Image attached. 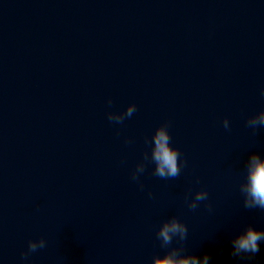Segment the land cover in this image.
Returning <instances> with one entry per match:
<instances>
[{
	"label": "water",
	"instance_id": "water-1",
	"mask_svg": "<svg viewBox=\"0 0 264 264\" xmlns=\"http://www.w3.org/2000/svg\"><path fill=\"white\" fill-rule=\"evenodd\" d=\"M262 117L264 0H0V264H264Z\"/></svg>",
	"mask_w": 264,
	"mask_h": 264
},
{
	"label": "clouds",
	"instance_id": "clouds-1",
	"mask_svg": "<svg viewBox=\"0 0 264 264\" xmlns=\"http://www.w3.org/2000/svg\"><path fill=\"white\" fill-rule=\"evenodd\" d=\"M127 115H131V110L128 111ZM261 123L264 124V117L261 118ZM225 127L227 126L225 125ZM168 140L169 137L164 131L161 130L156 133L154 159L158 162V170L156 174L162 178L176 177L179 175V170L176 163L177 152L168 147ZM248 190L255 202L264 208V162L257 161L255 163V167L250 173V186ZM202 198L203 197L200 195H197V199ZM171 230L176 231L177 225L173 224ZM162 234L164 239L168 240L169 237L167 226L163 230ZM261 239H264V236L252 228H249L245 235L240 236L235 241V244L238 249L256 253L259 251L257 241ZM32 250H35L34 246H32ZM205 260H207V256H205ZM157 264H174V262L171 259H166L164 261H158ZM180 264H187V260L181 261Z\"/></svg>",
	"mask_w": 264,
	"mask_h": 264
}]
</instances>
